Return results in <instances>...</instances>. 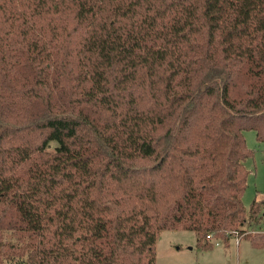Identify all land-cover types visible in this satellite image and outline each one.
<instances>
[{
    "label": "trees",
    "instance_id": "1",
    "mask_svg": "<svg viewBox=\"0 0 264 264\" xmlns=\"http://www.w3.org/2000/svg\"><path fill=\"white\" fill-rule=\"evenodd\" d=\"M248 130L264 142V0H0V264L250 237Z\"/></svg>",
    "mask_w": 264,
    "mask_h": 264
},
{
    "label": "rangeland",
    "instance_id": "2",
    "mask_svg": "<svg viewBox=\"0 0 264 264\" xmlns=\"http://www.w3.org/2000/svg\"><path fill=\"white\" fill-rule=\"evenodd\" d=\"M243 137L246 147L253 152L243 162L248 176L242 203L248 214L250 203L255 197L264 201V142H257L251 130L244 131ZM53 146L51 144V148ZM250 229V237L240 240L232 237L227 244L213 245L210 250L196 246L193 232L163 231L155 245L156 264H264V246H257V243L264 241V219L263 223L251 225ZM244 230L248 231L249 228Z\"/></svg>",
    "mask_w": 264,
    "mask_h": 264
},
{
    "label": "crops",
    "instance_id": "3",
    "mask_svg": "<svg viewBox=\"0 0 264 264\" xmlns=\"http://www.w3.org/2000/svg\"><path fill=\"white\" fill-rule=\"evenodd\" d=\"M237 240H240V239H237Z\"/></svg>",
    "mask_w": 264,
    "mask_h": 264
}]
</instances>
